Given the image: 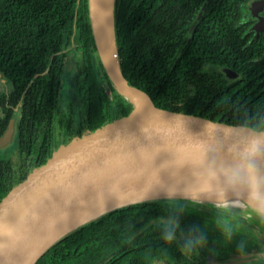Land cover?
Masks as SVG:
<instances>
[{
	"label": "trees",
	"instance_id": "1",
	"mask_svg": "<svg viewBox=\"0 0 264 264\" xmlns=\"http://www.w3.org/2000/svg\"><path fill=\"white\" fill-rule=\"evenodd\" d=\"M251 1L115 0L124 78L161 108L264 119V30L248 46L240 35L252 24L243 20ZM68 63L82 99L77 117L56 111ZM220 69L240 77L228 82ZM0 74V138L17 122L0 156V200L59 144L131 109L97 55L87 0H0ZM232 213L186 201L125 206L72 231L36 264H212L264 252V235ZM169 217L174 240L164 238ZM190 236L203 240L189 251Z\"/></svg>",
	"mask_w": 264,
	"mask_h": 264
},
{
	"label": "water",
	"instance_id": "2",
	"mask_svg": "<svg viewBox=\"0 0 264 264\" xmlns=\"http://www.w3.org/2000/svg\"><path fill=\"white\" fill-rule=\"evenodd\" d=\"M87 2L97 55L113 88L131 109L93 131L86 130L59 144L44 163L31 169L0 200V264H36L63 237L106 213L137 203L171 199L162 195L123 202L101 209L72 227L71 221L95 202L122 191L147 173L203 169L195 163L204 158L226 178L220 170L234 165L236 151L243 147L248 135L247 128L257 122L254 118L230 121L201 112L156 106L121 72L114 25L115 0L110 4V38L105 44L96 20L97 0ZM263 5L264 1L251 3V14L256 16V9ZM263 28L264 18H260L254 29ZM12 133L11 122L0 138V147L10 142ZM175 199L185 200L178 194ZM197 202L249 206L264 215V204L252 197L232 202L199 195ZM259 261H264V252L212 264Z\"/></svg>",
	"mask_w": 264,
	"mask_h": 264
},
{
	"label": "bare ground",
	"instance_id": "3",
	"mask_svg": "<svg viewBox=\"0 0 264 264\" xmlns=\"http://www.w3.org/2000/svg\"><path fill=\"white\" fill-rule=\"evenodd\" d=\"M111 0H97L96 20L100 30L101 38L107 43L109 37ZM207 178V169H187L182 171L161 170L145 174L130 186L107 198L95 202L90 208L76 216L72 221V227L87 220L101 209L118 205L123 202L142 198L159 197L168 192H175L183 196L184 191L190 186H196ZM226 178H222L217 172L208 186H204V191L200 195L218 199L238 202L242 199L251 198V189L244 183L236 185L235 189H230ZM260 203L264 204V193H261Z\"/></svg>",
	"mask_w": 264,
	"mask_h": 264
},
{
	"label": "clouds",
	"instance_id": "4",
	"mask_svg": "<svg viewBox=\"0 0 264 264\" xmlns=\"http://www.w3.org/2000/svg\"><path fill=\"white\" fill-rule=\"evenodd\" d=\"M246 131L248 135L243 142V147L236 151L234 165L222 168L220 171L229 184L236 186L244 183L251 189L250 196L253 199H261V193H264V119L250 125ZM195 165L198 168L207 169V178L202 183L190 186L184 191L183 197L188 202H196L201 192L204 191V186H208L209 181L216 175V172L204 158L197 161ZM166 195L175 199L177 193L168 192ZM173 223L174 221L170 217L162 221L165 239L174 240L176 238L174 228L170 227ZM202 240V236H190L185 241V249L192 250Z\"/></svg>",
	"mask_w": 264,
	"mask_h": 264
},
{
	"label": "rangeland",
	"instance_id": "5",
	"mask_svg": "<svg viewBox=\"0 0 264 264\" xmlns=\"http://www.w3.org/2000/svg\"><path fill=\"white\" fill-rule=\"evenodd\" d=\"M244 17H249L248 10H246ZM76 75H77L76 72H74V70L72 69V65L68 63L65 68L64 80L60 89V96L57 102L56 111L58 114H60L61 112H66V113L72 112L77 117V115L81 111L82 99L79 98L77 94L76 85H75V80L77 79ZM13 144L14 142L8 146L0 147V156L1 157L5 156L4 155L5 152L11 150ZM168 200L176 201V202L177 201L188 202L187 200H183V199H168ZM196 202H189V203L193 204ZM199 207L205 210L204 207L202 206ZM216 207H223L228 209V211L230 212L237 213V215L233 213L231 214L236 218H238L239 217L238 215L240 214L242 216L241 218L245 220L247 219L248 223H250L252 226H256L255 230L257 232L264 235V215L256 211V209H253L249 206H216ZM155 264H163V262L158 261ZM248 264H258V263L252 262ZM259 264H262L261 261H259Z\"/></svg>",
	"mask_w": 264,
	"mask_h": 264
},
{
	"label": "flooded vegetation",
	"instance_id": "6",
	"mask_svg": "<svg viewBox=\"0 0 264 264\" xmlns=\"http://www.w3.org/2000/svg\"><path fill=\"white\" fill-rule=\"evenodd\" d=\"M261 1H264V0L251 1L246 6V8L248 10V13H249V17H244L243 20L246 21V22L247 21H251L252 24H251L250 30L248 32L240 34L241 37L243 38V43L245 42L244 43L245 46L252 45L254 43L253 41L255 39H257L259 37L260 33L264 30V28L261 31H256L254 29V26L258 23L259 19L260 18H264V5L261 7V9H256V16H253L251 14L250 10H249V7H250L251 3L261 2ZM200 15H201V11L199 12V15L197 17L200 18ZM251 30H253V32ZM220 71L224 74V76H225L224 78L228 82L237 80L240 77V74L238 72H235V71H232V70H229V69H220ZM12 124H13L12 137H11L10 142L8 144H6L5 146H8V145H10V144H12L13 142L16 141V125H17V122H16L15 119H13ZM255 263L259 264V262H255ZM261 263L264 264V261H261Z\"/></svg>",
	"mask_w": 264,
	"mask_h": 264
},
{
	"label": "snow or ice",
	"instance_id": "7",
	"mask_svg": "<svg viewBox=\"0 0 264 264\" xmlns=\"http://www.w3.org/2000/svg\"><path fill=\"white\" fill-rule=\"evenodd\" d=\"M148 158L150 159V157H148ZM180 162H181V161L178 159V160H177V163H180Z\"/></svg>",
	"mask_w": 264,
	"mask_h": 264
}]
</instances>
